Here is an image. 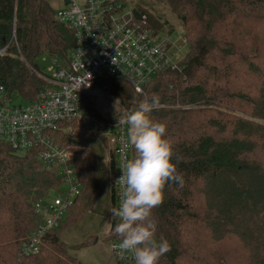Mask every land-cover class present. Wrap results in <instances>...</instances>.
<instances>
[{
    "label": "trees",
    "instance_id": "trees-1",
    "mask_svg": "<svg viewBox=\"0 0 264 264\" xmlns=\"http://www.w3.org/2000/svg\"><path fill=\"white\" fill-rule=\"evenodd\" d=\"M118 1L124 7L136 1L135 19L147 16L155 32H175L151 10L155 5ZM156 1L180 21L186 62L159 76L142 96L123 83L105 85L111 95L135 104L130 107L146 95L159 96L151 118L167 125L173 163L184 179L183 187L167 184L162 205L152 211L156 240L163 237L171 247L158 264H264V0ZM50 2L0 0V50L7 48L0 56V83L13 101L35 102L46 86L34 72L40 71L39 58L65 65L75 45L74 32L56 20ZM90 106L95 110V101ZM62 127L70 129L54 137L73 155L82 184L63 226L92 213L106 183L110 211L116 200L115 158L109 151L105 171L101 132L84 123ZM62 185L57 171L40 163L35 152L21 154L0 143V264H84L57 231L45 237L39 255L20 256L41 222L36 204Z\"/></svg>",
    "mask_w": 264,
    "mask_h": 264
},
{
    "label": "built area",
    "instance_id": "built-area-1",
    "mask_svg": "<svg viewBox=\"0 0 264 264\" xmlns=\"http://www.w3.org/2000/svg\"><path fill=\"white\" fill-rule=\"evenodd\" d=\"M122 4L118 0H66V7L56 11V20L74 32L75 45L67 64L53 58L47 73L41 68L34 71L46 82L35 102L15 105L0 83V143L18 153L35 152L40 163L57 171L63 180L62 189L68 187L61 189L58 197L36 204L41 222L22 245V257L40 254L45 237L61 228L81 195L73 155L57 143L55 133L70 129L62 127L69 123L90 124L101 132L115 158L114 188L119 208L123 189L116 181L122 175L120 167L134 155L127 143L129 126L119 121L136 107L111 95L105 84L123 83L142 96L159 76L180 69L175 59L178 55H172L176 46L171 36L150 29L147 16L137 20L132 6ZM6 52L7 48L0 50V56ZM99 99L113 101L118 110H92L90 102ZM119 243L114 234L110 246L113 258L119 264H135L132 254L122 251Z\"/></svg>",
    "mask_w": 264,
    "mask_h": 264
},
{
    "label": "clouds",
    "instance_id": "clouds-1",
    "mask_svg": "<svg viewBox=\"0 0 264 264\" xmlns=\"http://www.w3.org/2000/svg\"><path fill=\"white\" fill-rule=\"evenodd\" d=\"M160 98L153 93L138 106L126 111L120 124L128 127V140L134 155L120 167L118 183L123 189L119 208L111 209L109 229L119 238V248L131 253L135 264H158L171 250L167 239L155 238L153 209L162 205L169 183L183 187L184 179L173 163V146L166 138L167 125L151 118ZM112 221H114V226Z\"/></svg>",
    "mask_w": 264,
    "mask_h": 264
},
{
    "label": "rangeland",
    "instance_id": "rangeland-1",
    "mask_svg": "<svg viewBox=\"0 0 264 264\" xmlns=\"http://www.w3.org/2000/svg\"><path fill=\"white\" fill-rule=\"evenodd\" d=\"M145 3L149 6L155 5L152 11L160 12L164 18L174 26L175 32L171 34V41L175 44V48L172 50V55L177 54L175 57L177 64L186 62L188 55V47L183 39V30L180 26V21L172 13L166 11L156 0H145ZM51 7L55 11H60L66 7V0H51ZM132 6L137 2L130 3ZM53 58L50 56H42L38 60V65L44 73H47L50 68L53 67ZM105 99V98H104ZM15 105L24 104L21 100H15ZM95 107L101 112H115L117 111L116 104L111 100L99 99L95 101ZM235 114V113H234ZM239 116H244L241 113H236ZM109 147L106 144L105 153L103 155L104 170L107 171V167L110 161ZM22 154V153H21ZM108 184L104 189L101 199L98 201L92 213H89L87 217L77 222L76 219H68L67 223L57 230L55 234L66 243L71 250V254L82 261L84 264H116V260L113 258L110 252L111 242L114 239L113 231L109 229V222L112 220L110 211V198L107 191ZM68 189L65 186L62 190ZM58 190L53 192V197H58ZM68 216V215H67ZM67 218V217H66ZM65 218V220H66ZM80 244H85L84 247L79 249ZM240 250V249H238Z\"/></svg>",
    "mask_w": 264,
    "mask_h": 264
},
{
    "label": "crops",
    "instance_id": "crops-1",
    "mask_svg": "<svg viewBox=\"0 0 264 264\" xmlns=\"http://www.w3.org/2000/svg\"><path fill=\"white\" fill-rule=\"evenodd\" d=\"M116 264H119V263L116 261Z\"/></svg>",
    "mask_w": 264,
    "mask_h": 264
}]
</instances>
